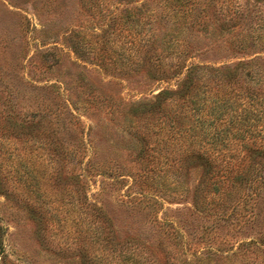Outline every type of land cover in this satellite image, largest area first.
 <instances>
[{"label":"rangeland","instance_id":"374dc122","mask_svg":"<svg viewBox=\"0 0 264 264\" xmlns=\"http://www.w3.org/2000/svg\"><path fill=\"white\" fill-rule=\"evenodd\" d=\"M108 1L107 6L99 9L81 6L80 0H0L1 96L12 91L22 113L33 109L36 96L41 94L52 103L71 107L78 117L64 121L66 129H62L60 139L76 142L81 137L87 143L85 158L92 156L103 165L99 175L80 176L85 185L79 194L85 201L81 203L76 192L54 185L53 164L43 141L26 134L20 139L0 137V264H264V243H259L264 212H260L251 228L245 226L246 215L256 209L249 195L241 194L237 206H230L225 220L194 213V206L199 203L195 194L205 165L192 161L181 175L173 170L163 174L162 169L160 174H152L150 168L158 170L161 166V161L154 158H159L160 151L153 148L156 153L152 157H140L141 145L121 116L110 118L104 108L103 104L111 99L130 102L150 97L159 88H175V81L143 84L142 79L117 77L116 72L101 66V48H109L114 58L122 52L128 60L130 54L128 44L121 46L118 32H112L110 44L99 41V25L107 27L112 23L111 16L132 0ZM211 2L215 10L209 36L225 48L216 64L259 57L260 75L249 85L258 91L261 107L264 0ZM126 27L123 33L130 24ZM74 41L85 48L82 59L72 48ZM239 47L243 52H239ZM49 48L53 56L44 58L42 51ZM20 76L37 88L29 93L28 85L20 83ZM4 81H12L15 88L8 83L4 87ZM51 83L55 88H40ZM56 89L61 96L55 97ZM211 94L205 89L204 95ZM93 96L103 98V104L96 100L84 102ZM72 123H77L79 133ZM255 127L260 131L258 141L264 150L263 121ZM236 147L231 144L228 151L237 150ZM163 155L161 151L160 157ZM258 160L264 171L263 157ZM82 166H74L75 171L79 172ZM68 174L63 171L61 176ZM88 203L99 207L94 212L95 220L87 210ZM151 207L158 208V219L164 220V216L167 222L184 225L183 236L175 239L174 234L158 226L153 228L150 216L144 215ZM215 223L220 224L214 239L205 242ZM99 224L104 227L98 233ZM135 232L139 235L136 240ZM134 240L146 249L135 251ZM208 241L211 250L205 252Z\"/></svg>","mask_w":264,"mask_h":264},{"label":"trees","instance_id":"16d2710c","mask_svg":"<svg viewBox=\"0 0 264 264\" xmlns=\"http://www.w3.org/2000/svg\"><path fill=\"white\" fill-rule=\"evenodd\" d=\"M80 1L81 6L99 9L109 2ZM137 2L126 1L123 8L111 16L112 23L102 28L99 25L100 42L110 44V37L115 31L122 37L121 46L126 43L130 49L127 60L121 55L122 52L114 58L109 48H101L98 53L101 66L107 71L116 72L117 77L142 79L143 84L175 81V88H159L150 97L130 102H112L111 99L104 105L103 98L100 100L97 96L86 98L84 102L100 101L111 115L110 118L113 115L121 116L134 140L141 145L140 157H152L151 154L156 153L153 148L160 151V155L161 151L164 152L162 158L160 155L159 158L154 157L161 161V166L158 170L156 167L150 168L152 174H160L162 169L163 174L173 170L181 175L192 161H201L205 165L204 176L199 187L197 185L199 190L195 196L199 203L194 206V213L217 221L225 220L230 214V206L233 209L237 206L241 194L249 195L256 209L246 215L244 222L245 226L251 228L255 219L261 216L260 212H264V171L258 160L262 156L261 166H264V150L258 141L260 131L255 127L260 120L264 123V100L259 107V93L249 85L252 79L260 75V58L216 64L221 60L220 52L225 48L220 46L222 44L216 45L209 36L215 10L211 0ZM126 24H130V28L123 33ZM206 39L209 40L205 42ZM72 48L82 59L85 54L82 43L74 41ZM239 49V52H243L241 47ZM42 53L44 58L53 56L52 48ZM19 78L20 83L28 85L29 93L37 88L24 77ZM4 83V87L8 83L15 88L12 81ZM40 88H55V84L42 85ZM205 89L212 94L204 95ZM12 94V91L4 96L0 94V137L20 139L26 134L43 141L45 152L53 164L54 185L57 188L67 187L69 191L76 192L79 202H85L79 196L85 187L80 176L87 178L99 175L103 165L92 156L85 158L87 143L81 137L76 142L60 139L63 136L62 129H66L64 121L68 117L71 120L78 116L71 107L52 103L43 94L36 96L38 100L33 109L22 113L16 96ZM57 96L61 94L56 89ZM70 105L77 109L74 102ZM72 125L79 133L77 123ZM231 144L237 146V153L235 149L228 151ZM79 164L83 166L76 172L74 166ZM63 171L69 173L65 178L61 176ZM87 208L95 220L94 212L99 207L88 203ZM157 213L158 208L152 207L144 211V215L150 216L153 228L158 226L168 234H174L172 236L175 239L183 236L184 225L177 221L167 222L164 216V220L158 219ZM219 224L211 225L205 242L214 239ZM96 227L99 233V228L104 226L99 224ZM259 234V243L263 244L264 228ZM136 235L139 236L138 232H135V240ZM135 240V251L146 249ZM207 243L205 252L211 250V242Z\"/></svg>","mask_w":264,"mask_h":264}]
</instances>
